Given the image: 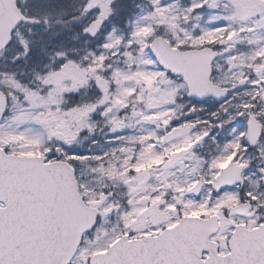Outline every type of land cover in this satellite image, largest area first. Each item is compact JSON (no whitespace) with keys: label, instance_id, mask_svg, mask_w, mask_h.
<instances>
[{"label":"snow or ice","instance_id":"snow-or-ice-1","mask_svg":"<svg viewBox=\"0 0 264 264\" xmlns=\"http://www.w3.org/2000/svg\"><path fill=\"white\" fill-rule=\"evenodd\" d=\"M0 264H264V0H0Z\"/></svg>","mask_w":264,"mask_h":264}]
</instances>
